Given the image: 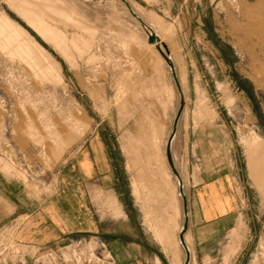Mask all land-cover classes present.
I'll return each instance as SVG.
<instances>
[{"label":"rangeland","instance_id":"obj_1","mask_svg":"<svg viewBox=\"0 0 264 264\" xmlns=\"http://www.w3.org/2000/svg\"><path fill=\"white\" fill-rule=\"evenodd\" d=\"M128 1L177 66L186 104L173 148L189 205L204 160L237 165L250 198L216 243L188 233L191 264H264V0ZM179 101L169 67L121 0H0V264H118L98 233L36 244L22 231L41 220L52 229L78 186L83 195L98 184L78 165H99L101 112L109 122L118 114L120 165L171 171ZM136 188L141 199L145 187ZM91 190L97 214L116 213L115 199ZM172 247L183 264L177 237Z\"/></svg>","mask_w":264,"mask_h":264},{"label":"crops","instance_id":"obj_2","mask_svg":"<svg viewBox=\"0 0 264 264\" xmlns=\"http://www.w3.org/2000/svg\"><path fill=\"white\" fill-rule=\"evenodd\" d=\"M118 124V114L113 113L109 122L101 112L99 165H86L88 169H83L85 165H72L71 171L78 167L84 180H98V184H92L91 187L87 185L83 195L78 186L73 193L77 198L74 197L73 202L68 204V216H61L59 212L54 214L55 218L51 217L53 228L50 230L48 226L42 225L43 220L36 224L34 230H23L30 238L34 237L25 241L44 244L65 235L93 232L98 233L110 246L118 264H164L165 260L177 264L180 248L172 247L171 255L168 249V245L174 244L175 237L180 245L179 234L184 221L183 199L177 178L170 165L171 171L156 165H144L142 175L137 173L140 172L139 165L137 170L132 165L131 171L129 165H120L117 156L121 146ZM201 142V138L197 137V151L202 146ZM209 144H212L211 140ZM173 154L181 173L174 148ZM196 166L199 167V174L193 190L195 205H189V227L185 239L190 245L189 232L198 237L201 232H206L205 235L210 239L204 242L211 241L214 244L219 241L221 232L227 229L226 224L229 225L239 215L245 216L244 204L250 198L246 196L245 186L239 185L241 176L236 171L239 170L237 165H209L204 160ZM234 166H237L236 169ZM137 186L145 187L141 199L137 197ZM96 187L101 197L111 196L115 199L118 208L116 213L101 208L97 214L91 198V189ZM185 191L188 196L186 184ZM78 195L89 196V201H82Z\"/></svg>","mask_w":264,"mask_h":264},{"label":"water","instance_id":"obj_3","mask_svg":"<svg viewBox=\"0 0 264 264\" xmlns=\"http://www.w3.org/2000/svg\"><path fill=\"white\" fill-rule=\"evenodd\" d=\"M128 8L130 14L140 23L141 27L145 30V32L148 35V42L149 43H153L156 44L157 49L160 51V53L162 54V56L164 57V59L166 60V62L168 63V65L171 68L172 74H173V78L178 86L180 95H181V99H180V107L179 110L177 112L174 124H173V129L172 132L168 138V142H167V147H166V155H167V159L169 162V165L171 166V169L174 173V175L177 177L178 179V183H179V191H180V195L183 198V207H184V214H185V221L182 225L181 231H180V240L182 242V244L185 247L186 250V258H185V262L184 264H191V251L186 243L185 240V235L188 231V227H189V201H188V196L187 193L185 191V184L182 178L181 173L179 172L176 162H175V157L173 154V143L174 140L177 136L178 133V127H179V122L181 120V117L183 115L184 112V108H185V95L183 93V89L181 86V83L179 81L178 78V74H177V70H176V65L175 62L173 61L171 55H170V50L167 46L166 43L161 41L160 36L153 30V28L134 10V8L132 7L131 3L128 0H121Z\"/></svg>","mask_w":264,"mask_h":264},{"label":"bare ground","instance_id":"obj_4","mask_svg":"<svg viewBox=\"0 0 264 264\" xmlns=\"http://www.w3.org/2000/svg\"><path fill=\"white\" fill-rule=\"evenodd\" d=\"M125 5V4H124ZM125 7L127 8V6L125 5ZM133 7V6H132ZM134 8V7H133ZM128 9V8H127ZM134 10L138 13V11L134 8ZM129 11V10H128ZM130 13V12H129ZM139 14V13H138ZM141 17H142V15L141 14H139ZM143 18V17H142ZM135 19V18H134ZM144 19V18H143ZM145 20V19H144ZM137 21V20H136ZM146 21V20H145ZM138 22V21H137ZM147 22V21H146ZM139 23V22H138ZM148 23V22H147ZM149 24V23H148ZM139 25H140V23H139ZM150 25V24H149ZM141 26V25H140ZM151 26V25H150ZM142 28V27H141ZM143 29V28H142ZM154 30V29H153ZM143 31L145 32V30L143 29ZM155 31V30H154ZM159 36H160V38H161V41L162 42H164V43H166V41H165V38L161 35V34H159L157 31H155ZM146 33V32H145ZM146 35H147V33H146ZM147 41H148V35H147ZM149 43V42H148ZM168 46V45H167ZM149 47L151 48V49H153L154 51H156V52H158L159 54H160V56L164 59V57L162 56V54L160 53V51L157 49V46H156V44H153V43H149ZM169 48V47H168ZM170 55H171V52H170ZM172 57V56H171ZM173 59V58H172ZM164 61L166 62V60L164 59ZM174 61V60H173ZM175 62V61H174ZM166 64H167V66L169 67V70H170V72L172 73V71H171V68H170V66L168 65V63L166 62ZM176 65V64H175ZM176 70H177V66H176ZM177 74H178V71H177ZM173 75V74H172ZM178 78H179V75H178ZM179 81H180V79H179ZM174 82H175V80H174ZM181 83V82H180ZM175 85H176V87H177V90H178V92H179V89H178V86H177V84H176V82H175ZM182 86V85H181ZM183 89V88H182ZM183 93H184V91H183ZM179 95H180V92H179ZM185 95V94H184ZM180 99H181V95H180ZM179 107H180V101H179ZM179 107H178V110H179ZM178 112V111H177ZM182 118V117H181ZM180 123V122H179ZM172 132V131H171ZM169 138V137H168ZM167 142H168V140H167ZM166 147H167V145H166ZM167 156V155H166ZM168 160V159H167ZM169 163V162H168ZM177 178V177H176ZM177 181H178V179H177ZM178 186H179V183H178ZM183 199V198H182ZM183 210H184V207H183ZM184 221H185V214H184ZM184 221H183V223H184ZM181 228H182V226H181ZM181 231V230H180ZM180 235V234H179ZM186 240V239H185ZM179 242H180V244H181V246L183 247V249H184V252H185V258H186V250H185V247H184V245L182 244V242H181V240H180V237H179ZM186 243H187V241H186ZM187 245H188V247H189V249H190V251H191V256L192 257H194V255H193V251H192V249H191V247H190V245L187 243ZM191 261H192V259H191ZM184 262H185V259H184ZM184 264V263H183Z\"/></svg>","mask_w":264,"mask_h":264}]
</instances>
